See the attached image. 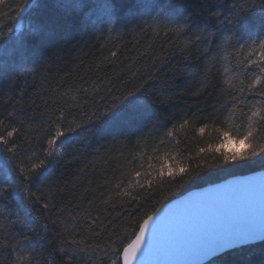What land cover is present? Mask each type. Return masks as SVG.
<instances>
[{
    "label": "trees",
    "instance_id": "16d2710c",
    "mask_svg": "<svg viewBox=\"0 0 264 264\" xmlns=\"http://www.w3.org/2000/svg\"><path fill=\"white\" fill-rule=\"evenodd\" d=\"M237 2L4 0L0 3V120L6 126L20 120L26 127L40 124L52 114L60 93L66 94L65 99L77 97L75 101L69 100L78 106L70 109L72 115L68 119L78 122L86 118L81 117V112L88 115L102 112L115 98L141 82L145 83L147 93V100L139 94V100L133 101L145 106V118L132 128L102 126L103 118L92 120L58 145L56 159L45 175L58 185L67 181L68 186L67 190L54 193L48 209L43 207L48 201L28 203L15 188L0 194V223L5 225L0 229V240L11 238L7 246L0 247V264H12L15 260L11 244L16 241H19L17 251L24 249L31 264H69L59 251L61 247L74 255L71 264H110L111 260L120 264V256L117 258L113 249L121 253L123 246L134 238L139 223L161 206L165 196L164 203L192 189L264 169L242 166L230 174L205 166L199 169L205 180L189 181L177 191H173L176 184L170 183V178L159 175L162 165L165 168L189 165L195 169L205 162L211 164L214 158H222L217 148L249 131L253 133L250 142L254 146L264 143V128L258 124L249 127L247 120L250 109L264 107V98L247 88L257 75H264L248 64L249 59L259 61L258 53L264 52L257 38L264 37V33L254 30L239 42L232 39L233 32L225 18ZM185 18L188 23L182 32L165 31L173 25L185 24ZM248 20L254 23L256 15L250 13ZM197 28L212 31L216 44L228 36L230 53L227 59H223V50L207 54L209 59L213 56L215 59L211 60L209 83L199 95L195 93L201 88L208 61L200 56L196 46ZM217 28L219 35H215ZM185 41L191 43L182 53ZM245 41L246 46L241 48ZM111 52H116V56H110ZM228 78L235 87L225 84ZM256 88L264 89V84ZM85 89L89 91L85 93ZM165 91L167 98L161 102ZM233 96L243 103H236L234 108ZM9 113L14 115L9 117ZM225 132L231 137L227 142ZM14 140L25 157L36 149L35 144L30 145L25 139L23 131ZM4 165H8V154L0 150V166ZM137 171L141 173L139 183L134 175ZM146 179L153 180L152 188L145 184ZM117 183L119 188L115 187ZM37 184L39 180L30 184L29 190L37 191ZM125 191L130 195H125ZM93 194L98 197L99 211L93 209L91 215H99L106 225L113 226L111 239L109 231L99 228L96 231L101 234L93 237L85 227L90 221L83 217L61 223L67 217L65 212L58 219L56 208L71 210L76 204L81 209L87 208ZM136 196L141 199L135 200ZM109 197L108 204H100ZM17 216L23 224L15 222ZM73 239L84 243L71 244ZM97 244L99 248L93 250ZM85 245L92 247L77 251ZM215 264H264V243L228 250Z\"/></svg>",
    "mask_w": 264,
    "mask_h": 264
},
{
    "label": "snow or ice",
    "instance_id": "6c2138e0",
    "mask_svg": "<svg viewBox=\"0 0 264 264\" xmlns=\"http://www.w3.org/2000/svg\"><path fill=\"white\" fill-rule=\"evenodd\" d=\"M4 0H0V3H3ZM256 15V21L254 23H249L248 16L249 14ZM219 15V13H216ZM228 25L231 26L233 32L232 39L239 42L242 37L245 35H251L252 31L258 30L260 33H264V0H258V2H250V0H238L237 3L232 5L229 9V15L225 18ZM188 18H185V24H181L179 27L171 26L165 31H175L182 32L187 26ZM196 32L198 35L194 37L196 46L199 50L200 56L204 57L208 63L202 74L201 88L198 90L196 95H199L200 92L204 90V86L209 83L210 79V68L211 60L215 57L208 58L207 54L212 51L223 50L225 56L223 59H227L228 53V36H224L219 44H216L212 31H207L204 28H197ZM219 28L216 29L215 35H219ZM259 39V47L264 49V37H257ZM253 44L256 43V38L253 39ZM191 43L190 41H185V45L181 47V52L183 53L187 45ZM245 44H241V48L245 47ZM259 61L249 59L248 64L254 65L260 73H264V52L258 53ZM110 56L115 57L116 52H111ZM105 61H108V57L104 58ZM158 58H154L156 60ZM155 68V63L153 64ZM135 75V74H133ZM242 83V82H241ZM225 84H228L230 87H235L231 83V78L225 80ZM264 84V75H257L256 78L247 85L249 91L258 94L260 97L264 98V89L256 88V85ZM145 83L141 82L140 85L134 87L132 90L127 91L126 94L121 97H117L113 100L110 106L102 112L93 111L92 114L88 115L83 112L80 113L81 117H86L81 119L79 122L76 119H68L69 115H72L70 109L77 107V104L70 103L69 100L75 101L77 97L75 95L70 96L65 99V93H60V100L57 103V106L52 109V114L47 118L43 119L38 125H27L23 120L16 121L10 127L5 125L4 120H0V150L8 154V165L0 166V194L7 192L9 189L15 188L19 192L24 194V200L28 203L39 202L44 199L48 202L43 204L45 209L50 207V201L54 198V193L62 192L67 190V181L64 185H58L55 181H49L45 173L48 171L49 165L53 163L56 159V150L58 145L65 139L70 138L71 134L76 133L78 130H83L84 127L92 120H102V126H111V127H121V128H132L135 123L139 120L145 118V106L141 104L133 103V101L139 100L140 95L143 94L145 100H147V93L144 92ZM97 93L99 91V85L95 86ZM77 91H79L77 89ZM89 90L85 89L84 92L87 93ZM111 92V89L108 90ZM240 91L243 92L244 88L241 87ZM132 98V99H129ZM166 91L161 95V102L166 100ZM103 99V98H102ZM232 100L234 101V108L236 103H243L233 96ZM255 107V105H253ZM128 109L125 111V109ZM232 114H235L233 112ZM9 117H12L14 114L9 113ZM241 115L244 113L241 112ZM247 120L249 122V127L254 124L260 125L264 128V107L255 108V111L250 109V114L247 115ZM187 123V121H185ZM18 125V126H17ZM23 131L25 139L29 144H35L36 149L31 151L29 156H24L20 154V145H18L14 137L18 136ZM168 135H171L169 132ZM224 140L227 142L231 139L228 134L223 133ZM253 136L251 131L247 132L244 136L239 138L240 147L226 149L221 152L223 144L216 149V151L221 153L222 158H214L213 163L207 164L202 163L193 169L189 165L181 166L179 164L171 165L165 168L161 166L159 175L163 178L167 176L170 178L169 182L176 184V187L173 188V191H177L180 187H183L189 181H195L197 178L199 180H205L206 176L199 175V169L203 167H215L219 169L220 172H228L232 174V170L242 166H259L264 168V143L254 146L250 142V138ZM35 137V140H33ZM201 151H204L201 149ZM135 178H137V183H139L138 178L141 176L139 171L135 172ZM43 177V179H41ZM39 180L37 184V191H30L29 185ZM11 181V183H9ZM179 181V183H177ZM131 184V181H129ZM145 184L149 188L153 187V180L146 179ZM161 188L164 186V181L162 180L160 185ZM75 187V184H73ZM116 188L120 187V183L115 185ZM143 188V185H140ZM39 193V194H38ZM45 193L47 195H45ZM125 195H130L127 191ZM83 199V197L81 198ZM98 197L93 194V198L88 200L87 208L81 209L80 204L72 205L71 210L64 207L56 208L55 211L58 214V219L60 216H63L67 212V217L65 220H62L61 223H68L69 221H75L81 217L85 221H90V225H85L91 231L93 237L100 235L101 233L96 231V228L101 229L102 231H109V239H111L110 228L113 227L110 223L106 225L105 221L101 219L99 215L92 217L91 210L95 209L99 211V206L96 204ZM105 199L100 202V204L106 205L109 203V200ZM135 200L139 201L140 196L134 197ZM167 199L165 196L160 204L165 205L164 200ZM123 203V201H122ZM80 209V211H77ZM162 211V207L155 208L150 211L139 223V230L135 233V238L123 246V251L120 253L118 250L113 249L117 254V258L120 255L123 257V264H133V261H136L137 255L142 249L147 232L150 225L152 224L154 218L157 217L158 213ZM37 219H39L37 217ZM16 223L23 224L24 221L17 216L15 221ZM5 225L0 223V229H4ZM65 232L68 231L65 227ZM32 231V229H29ZM255 229L249 225L246 228L240 229H227L215 233L205 240H203L197 247L194 249L197 255L203 257L199 264H215L216 260L219 259L223 254L228 250H234L239 246H251V242L260 241L264 243V236L256 238ZM71 235V233H69ZM11 238L7 237L3 240H0V247H5L9 244ZM27 239V237H23ZM71 244L82 245L83 240L76 241L73 239L70 241ZM115 243V242H114ZM19 241L13 242L11 244V251L15 255V260L12 264H22V262H27L31 264V258L24 249L17 251ZM92 247L91 245H85L84 248H77V251L87 250ZM99 248V245H95L93 250ZM61 253L65 254V259L71 264L74 259V255L69 253L65 247L59 249ZM105 256H107V250L105 251ZM110 264H117V260H111Z\"/></svg>",
    "mask_w": 264,
    "mask_h": 264
},
{
    "label": "water",
    "instance_id": "95a60500",
    "mask_svg": "<svg viewBox=\"0 0 264 264\" xmlns=\"http://www.w3.org/2000/svg\"><path fill=\"white\" fill-rule=\"evenodd\" d=\"M160 207L133 264H199L203 257L194 249L215 233L251 225L256 238L264 236V169L192 189Z\"/></svg>",
    "mask_w": 264,
    "mask_h": 264
},
{
    "label": "rangeland",
    "instance_id": "374dc122",
    "mask_svg": "<svg viewBox=\"0 0 264 264\" xmlns=\"http://www.w3.org/2000/svg\"><path fill=\"white\" fill-rule=\"evenodd\" d=\"M223 146H224L223 149L226 150V149H230V148L240 147L241 145L239 144V139H234V140L230 141L229 143L224 144Z\"/></svg>",
    "mask_w": 264,
    "mask_h": 264
}]
</instances>
